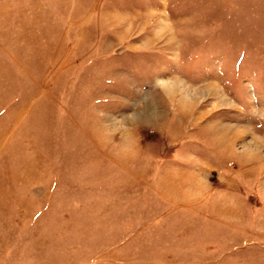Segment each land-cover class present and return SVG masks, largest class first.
<instances>
[{"label": "rangeland", "instance_id": "374dc122", "mask_svg": "<svg viewBox=\"0 0 264 264\" xmlns=\"http://www.w3.org/2000/svg\"><path fill=\"white\" fill-rule=\"evenodd\" d=\"M0 264H264V0H0Z\"/></svg>", "mask_w": 264, "mask_h": 264}]
</instances>
